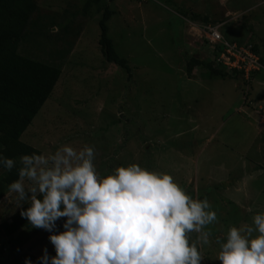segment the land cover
<instances>
[{"label": "rangeland", "instance_id": "1", "mask_svg": "<svg viewBox=\"0 0 264 264\" xmlns=\"http://www.w3.org/2000/svg\"><path fill=\"white\" fill-rule=\"evenodd\" d=\"M38 3L32 18L41 20L36 35L24 39L20 48L35 59L63 63V71L23 141L45 154L66 143L77 149L99 147L95 161L100 165L114 156L115 162L121 154L122 161L141 160L153 171L170 167L167 173L179 185L195 191V198L206 197L217 212V220L206 226L209 243L201 251L202 264H220L216 255L228 229L251 225L252 217L264 212V113L257 107L263 101H256L264 91V73L248 83L238 74L216 79L204 66H193L189 73L188 62L191 57L215 58L201 29L206 21L240 33L264 55V0L110 1L115 13L108 21L109 35L117 51L130 60L133 78L102 53L104 10L97 4ZM193 13L201 15L196 22ZM59 39L74 47L64 61L56 50ZM108 123H113L111 129L101 138V127ZM104 137L116 146L111 155L103 147ZM139 144L151 152L138 151ZM17 209L15 194H6L0 221ZM45 244L34 253L43 255L45 247L49 251L51 243Z\"/></svg>", "mask_w": 264, "mask_h": 264}, {"label": "clouds", "instance_id": "2", "mask_svg": "<svg viewBox=\"0 0 264 264\" xmlns=\"http://www.w3.org/2000/svg\"><path fill=\"white\" fill-rule=\"evenodd\" d=\"M201 24L218 26L225 40L250 44L256 52L252 42L225 37L220 23ZM204 41L215 56L209 62L251 80L252 72L246 77L217 61L220 43L206 34ZM256 53L262 68L254 71L263 73ZM263 102L259 113H264ZM95 157L93 146L77 149L70 143L48 154L34 151L20 157L19 178L8 185L7 194H15L22 219L52 233L48 239L55 252L50 255L45 247L36 261L26 257L24 264H202L201 248L210 236L206 226L217 220L209 200L188 194L170 173L138 163L102 175ZM0 163L11 170L16 161L0 153ZM21 202L29 206L21 207ZM61 220L63 230L53 231ZM191 232L199 234L196 242L190 240ZM216 259L220 264H264V212L255 214L251 225L230 227Z\"/></svg>", "mask_w": 264, "mask_h": 264}, {"label": "trees", "instance_id": "3", "mask_svg": "<svg viewBox=\"0 0 264 264\" xmlns=\"http://www.w3.org/2000/svg\"><path fill=\"white\" fill-rule=\"evenodd\" d=\"M38 1L39 0H0V153L16 161L14 168L11 170L6 169L3 164L0 163V202L7 194L8 185L13 180L19 178L18 171L22 166L19 161L20 157L24 154H31L34 151L37 152V154L41 153V150L34 149L25 143L22 136L46 101L51 97L63 71V63L52 64L35 59L26 55V52L23 50L24 48H20L21 42L24 39L29 40L33 35H36V29L34 28L39 21L41 22L39 19H36L38 22H32L33 14L39 11ZM110 1L112 0H87V6L97 4L99 7L98 9L104 10L100 21L102 33L99 43L106 60L125 69L127 77L133 78L135 74L131 75L133 69L130 65V60L117 51V45L109 35L108 21L115 13V10H110L109 8ZM138 1L143 4L149 0ZM196 16L199 17L200 15L198 13H193L191 17L194 18V20H198L195 19ZM204 21L206 20L204 19ZM32 25L33 27L30 30L29 27ZM50 25L56 28L58 26L55 23H50ZM58 30L59 32L61 31L60 28ZM223 34L231 40L244 43L245 37L243 35L241 36L240 33L237 34L236 31L223 30ZM73 48L72 44L62 39L58 42L56 50L58 49V53L63 56L61 59L64 61V57L70 55ZM254 48L256 52H259L256 43H254ZM261 61L264 64V55L261 56ZM196 65L204 66L207 70V74H209L211 78L225 79L230 76V73L226 71L224 67L215 66L213 63L200 59L199 57L190 58L188 62V72L191 73L193 66ZM260 74V71H252L251 78L254 75H257L256 78L262 77ZM233 75L234 73H232V76ZM84 77L90 78L87 76ZM260 94H258L256 101L264 100V91ZM111 124L113 123H108V125H103L101 127L104 128L100 131L101 134L99 136L101 138L111 129ZM93 135L95 136L96 133L94 132ZM103 139L107 145L103 146L106 147L105 152L107 154L110 152L111 155L112 147L114 149L116 146L111 145L113 143L110 141V138L104 137ZM96 148H94L95 151L97 150ZM125 148H121V150L126 151L127 149ZM140 150H146L147 153H149L152 148H146V145L139 144L138 151ZM99 156L101 160L103 155ZM125 159H127L126 156ZM149 159L150 156L148 155L145 159V163L146 161L148 162ZM114 160L115 156L112 158L111 162H103L100 165V161L97 160L95 164L97 168L99 167L98 171L102 175L108 174L114 167L127 165L129 163H138L144 167L141 160L129 159L122 161L121 154L115 162ZM146 167L149 169L150 165ZM167 168L168 171L166 172H169L170 167ZM181 186L184 188L183 184ZM186 191L194 198L197 196L196 192L192 189ZM28 206L26 202L21 207L26 208ZM242 215L243 214H241V216ZM62 223L63 220L58 221L57 229L53 231L63 230L62 227H60ZM50 234L52 233L45 229L33 228L25 219L21 218L19 210L17 209L10 217L0 221V264H24V259L26 257L36 261L37 258L42 255L35 254L34 250L40 246L46 245L45 242L49 241L48 237ZM197 235L198 234L195 232L189 233L190 240L196 242ZM49 254H55L52 245L50 246Z\"/></svg>", "mask_w": 264, "mask_h": 264}, {"label": "built area", "instance_id": "4", "mask_svg": "<svg viewBox=\"0 0 264 264\" xmlns=\"http://www.w3.org/2000/svg\"><path fill=\"white\" fill-rule=\"evenodd\" d=\"M211 41L218 42L222 48L217 56V61L228 67L229 70L238 69L244 71L246 77L254 70L262 68L258 54L252 45H238L225 40L218 26H204L201 28Z\"/></svg>", "mask_w": 264, "mask_h": 264}]
</instances>
